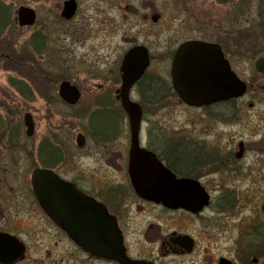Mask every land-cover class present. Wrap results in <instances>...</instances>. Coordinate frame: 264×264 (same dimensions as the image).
Returning a JSON list of instances; mask_svg holds the SVG:
<instances>
[{
  "label": "flooded vegetation",
  "instance_id": "af4514ba",
  "mask_svg": "<svg viewBox=\"0 0 264 264\" xmlns=\"http://www.w3.org/2000/svg\"><path fill=\"white\" fill-rule=\"evenodd\" d=\"M0 1L8 26H18L20 7L35 15L31 26H18L26 31L28 65L17 91L32 101L36 89L45 105L66 109L38 140L33 113L22 117L28 160L36 165L27 178H0V264H264V0H25L13 16ZM189 44L220 53L244 84L243 96L185 104L174 90L173 69ZM77 54L92 70L86 88L63 77L77 69L70 64ZM124 99L139 108L136 133ZM176 106L198 113L176 115ZM241 122L252 125L249 139L238 136ZM72 127L65 140L62 132ZM1 130L8 144L0 146L3 170L15 163L9 145L18 134ZM132 150L135 180L167 185L169 198L190 201L189 209L135 193ZM250 153L263 165L257 178L244 170ZM35 170L77 192L81 218L55 223L48 216L33 193ZM80 227L88 247L103 255L74 238ZM112 229L115 243L106 240Z\"/></svg>",
  "mask_w": 264,
  "mask_h": 264
},
{
  "label": "water",
  "instance_id": "95a60500",
  "mask_svg": "<svg viewBox=\"0 0 264 264\" xmlns=\"http://www.w3.org/2000/svg\"><path fill=\"white\" fill-rule=\"evenodd\" d=\"M16 16L18 26L21 28L31 26L34 23L35 15L32 10L20 7ZM126 61L127 58L124 60L123 67H125ZM173 70L174 90L179 98L191 107H201L208 105L209 102L222 99L238 98L245 93L244 84L233 76L227 62L222 60V55L219 53V56H214L211 53V48L206 45L199 44L195 46L194 44H189L183 46L176 56ZM129 84L124 80L122 89L126 91L130 86ZM70 89L74 91L72 88ZM62 95L64 98L68 97L65 94ZM122 107L130 118L131 130L136 133L138 116L140 115L139 108L129 103L126 99L123 100ZM24 123L27 129L30 130L29 116L24 117ZM135 135L133 134V137ZM133 152L134 150L131 152L129 171L131 173L130 178H132V188L135 193L142 198L166 207L176 206L189 209L190 201L169 198L167 185L141 184L135 180L137 178L136 168L138 167V160L134 157ZM69 187L60 182L49 171L35 170L32 174L33 193L40 206L55 223H58L61 219H79V216L81 218L83 215V210L79 206L81 200L74 197L77 192L72 187ZM69 226L67 231L72 233V224ZM75 233L76 237L74 238L80 237V245L85 250L100 251L102 255L104 254V249H91L88 247L85 228L80 227ZM96 236L98 240V232H96ZM106 240L112 243L117 241V236L113 229L111 234L107 232ZM105 250L107 251V248ZM116 250L117 247L113 244L111 251L115 252ZM112 258L118 260L115 254H112Z\"/></svg>",
  "mask_w": 264,
  "mask_h": 264
},
{
  "label": "rangeland",
  "instance_id": "374dc122",
  "mask_svg": "<svg viewBox=\"0 0 264 264\" xmlns=\"http://www.w3.org/2000/svg\"><path fill=\"white\" fill-rule=\"evenodd\" d=\"M5 4L9 5L12 9L10 14L11 16L14 15V11L19 7L23 6L25 4V0H2ZM249 1L239 0L240 4L248 3ZM247 5V4H246ZM86 48V46L82 47ZM27 49V35L26 31L24 29L19 28L15 24L11 23V25L8 26V29L5 33V36L0 40V115H1V132H5L11 135H14L15 133L18 134V138L15 139L16 143L14 142V145L11 144L9 147H13L12 150L15 151L13 154L12 160H9V163L15 162L13 165L10 163L9 169H3V165L0 166V178H27L29 176L30 171L35 168V163L32 159L31 162L28 160L29 157V149L24 138V128L22 126V117L23 115L30 111L35 116V119L37 121V140L39 139V135L41 131H44L48 128V131H50L51 126V120H54L58 117L59 114L63 113L66 115V109L60 108L59 106H49L45 105L43 95H41L36 89L33 90V96L34 98L32 101H28L23 92L17 91V87H19L22 91V85L20 83H24L26 81V69H27V62H26V50ZM71 63L77 65L76 70H65L63 77H68L70 80L80 84L84 85L85 88L90 84L91 82V68L89 67V63L81 57V55L77 54V57H72L70 59ZM33 70L36 69L35 65L30 63ZM45 67V66H44ZM44 69H47L45 67ZM29 79L34 77V74H29ZM34 81H38L37 79H34ZM86 107V106H85ZM88 108V107H86ZM173 113L176 115H182V114H197L196 111H188L185 109H182L181 107H175L173 108ZM180 119L179 117H177ZM247 125L250 123H253L252 118L247 117L246 118ZM243 124L244 122H241V129L242 132H244V135L239 134V137H242L244 139H249V136H252L253 133L250 131L247 132V129H250V127H246ZM46 125V128H45ZM246 127V128H245ZM74 127L69 128L68 130H65L62 132L63 138L65 140H68L70 138V135H72V130ZM240 128L232 127L231 130L233 132H238ZM77 131V128L74 130ZM6 135V134H5ZM74 135V134H73ZM236 137L235 140H237ZM3 142V143H2ZM26 144V146H25ZM38 142L35 141L31 145V147H34L31 149L32 156L35 157L34 149H36ZM7 146L8 144L4 142V140H1L0 138V146ZM28 149V150H27ZM259 154L250 153L248 154L244 170H246L249 173H252V177L257 178L258 177V170L263 165H257L256 161ZM5 160V159H4ZM3 160V161H4ZM6 161H8L6 159ZM20 162L19 165L16 163ZM251 161H254L255 166L251 164ZM16 164V165H15ZM12 169L11 171H8ZM7 171V172H6ZM263 174V173H261ZM247 175V176H248ZM14 186V185H12ZM35 242L34 240H32Z\"/></svg>",
  "mask_w": 264,
  "mask_h": 264
},
{
  "label": "trees",
  "instance_id": "16d2710c",
  "mask_svg": "<svg viewBox=\"0 0 264 264\" xmlns=\"http://www.w3.org/2000/svg\"><path fill=\"white\" fill-rule=\"evenodd\" d=\"M5 6L0 1V38L2 37L3 33L5 32L6 28H8V23L6 22V16H5ZM1 117H0V128H1Z\"/></svg>",
  "mask_w": 264,
  "mask_h": 264
}]
</instances>
